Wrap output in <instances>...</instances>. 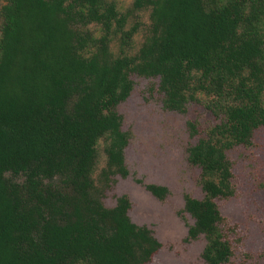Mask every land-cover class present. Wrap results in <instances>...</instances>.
Wrapping results in <instances>:
<instances>
[{"label": "trees", "instance_id": "obj_1", "mask_svg": "<svg viewBox=\"0 0 264 264\" xmlns=\"http://www.w3.org/2000/svg\"><path fill=\"white\" fill-rule=\"evenodd\" d=\"M142 8L149 25L134 50L139 26L127 23ZM131 74L157 79L148 91L164 110L195 103L215 117L200 136L186 120L202 196L184 194L183 211L205 262L231 264L216 199L234 194L228 150L264 127V0H133L125 11L116 0H0V264H146L159 250L126 194L102 200L129 175L118 106ZM135 181L159 200L169 192Z\"/></svg>", "mask_w": 264, "mask_h": 264}, {"label": "rangeland", "instance_id": "obj_2", "mask_svg": "<svg viewBox=\"0 0 264 264\" xmlns=\"http://www.w3.org/2000/svg\"><path fill=\"white\" fill-rule=\"evenodd\" d=\"M122 11L133 0H116ZM137 23L134 50L147 33L149 9L132 10L127 26ZM116 49L115 43L112 44ZM133 88L118 111L123 128L131 132L125 150L129 175L115 176L103 190L105 205L113 206L116 196L126 194L131 202L129 214L137 224L147 225L161 247L146 264H207L201 255L203 237L189 240L186 223L192 218L183 211L184 194L201 197L199 169L186 160V147L195 141L186 129V120L195 122L199 134L216 122L215 117L199 104H189L186 113L164 110L160 95H150L148 87L157 79L130 75ZM196 136V137H198ZM101 144V143H100ZM96 174L104 165L100 149ZM232 165L234 194L216 199L222 215L233 228L234 255L231 264H264V127L255 129L251 143L236 145L227 152ZM156 183L168 188L163 200L155 198L141 184Z\"/></svg>", "mask_w": 264, "mask_h": 264}]
</instances>
